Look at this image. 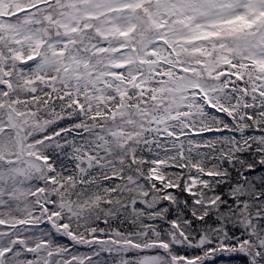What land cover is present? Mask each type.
<instances>
[{
  "label": "snow or ice",
  "instance_id": "6c2138e0",
  "mask_svg": "<svg viewBox=\"0 0 264 264\" xmlns=\"http://www.w3.org/2000/svg\"><path fill=\"white\" fill-rule=\"evenodd\" d=\"M0 264H264V0H0Z\"/></svg>",
  "mask_w": 264,
  "mask_h": 264
}]
</instances>
